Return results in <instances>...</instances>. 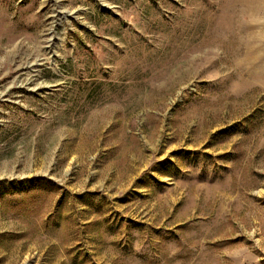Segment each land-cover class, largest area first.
Listing matches in <instances>:
<instances>
[{
	"label": "rangeland",
	"instance_id": "rangeland-1",
	"mask_svg": "<svg viewBox=\"0 0 264 264\" xmlns=\"http://www.w3.org/2000/svg\"><path fill=\"white\" fill-rule=\"evenodd\" d=\"M0 264H264V0H0Z\"/></svg>",
	"mask_w": 264,
	"mask_h": 264
}]
</instances>
